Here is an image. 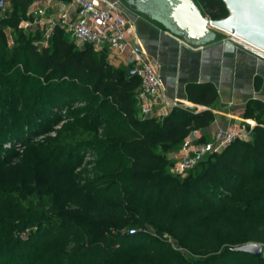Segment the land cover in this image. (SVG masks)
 <instances>
[{
	"label": "trees",
	"instance_id": "obj_1",
	"mask_svg": "<svg viewBox=\"0 0 264 264\" xmlns=\"http://www.w3.org/2000/svg\"><path fill=\"white\" fill-rule=\"evenodd\" d=\"M34 1L12 0L11 12L0 17V77L13 91L4 97L6 109L0 105V121L15 109L14 97L19 94L29 114V123L12 124V136L25 137L24 125L28 130H45L61 111L75 113L57 130V143L71 154L90 147L103 152L102 145L107 144L108 172L118 186L132 193L138 208L154 209L178 236L186 235V226H191L195 247L215 250L190 264H264L263 255L234 249L248 242L264 244V103L253 99L246 107L245 117L257 121L250 140L236 139L223 151L209 154L180 179L167 171V152L180 149L192 131L209 125L216 117L213 110L175 105L161 119L138 116L141 80L129 74L128 66H114L106 51L98 52L89 44L78 47L59 25L48 45L42 46L36 43L42 38L40 30L33 34L20 26L33 16L28 9ZM197 1L211 18L229 14L223 0ZM6 28L12 29V47ZM261 84V77H256V89ZM187 91L192 102L208 107L217 98L210 84H191ZM82 92L88 96L83 106L77 105L84 100ZM99 134L108 141H98ZM14 194L22 205L30 204L26 193ZM146 222L137 219L131 232L112 235L113 243L139 253L149 234L137 228ZM233 226H240L237 235L215 237L216 229ZM163 245L172 248L170 243Z\"/></svg>",
	"mask_w": 264,
	"mask_h": 264
},
{
	"label": "rangeland",
	"instance_id": "obj_2",
	"mask_svg": "<svg viewBox=\"0 0 264 264\" xmlns=\"http://www.w3.org/2000/svg\"><path fill=\"white\" fill-rule=\"evenodd\" d=\"M11 8L12 0L1 16ZM5 33L12 47V29L6 28ZM219 38L235 39L228 33ZM12 92L0 77V105L5 109L4 97ZM82 95L84 100L77 105L88 101L86 93ZM22 98L14 97L15 109L0 121V264H190L215 252L195 247L191 226H186V235L178 236L164 226L154 209L138 208L132 193L118 186L108 172L107 144L102 145L103 152L90 147L76 154L61 147L57 130L75 113L61 111L45 130H28L24 125L25 137H13V123H29ZM137 114L143 117L138 110ZM98 141L108 139L99 134ZM170 152L168 173L185 178L190 170L174 171L178 160ZM15 192L29 195L30 204L22 205ZM137 219L148 220L145 227L141 223L137 228L149 234L143 249L138 253L116 246L112 235L131 232ZM17 225L22 230H16ZM240 231V226L216 229L215 237L225 239Z\"/></svg>",
	"mask_w": 264,
	"mask_h": 264
},
{
	"label": "crops",
	"instance_id": "obj_3",
	"mask_svg": "<svg viewBox=\"0 0 264 264\" xmlns=\"http://www.w3.org/2000/svg\"><path fill=\"white\" fill-rule=\"evenodd\" d=\"M120 1L121 10L131 24L125 30L126 37L131 44H139L157 62L162 90L168 99L183 107L211 108L215 113L216 117L209 125L197 129L200 140H212L219 127L233 129L243 123L252 126L257 124L255 119L245 117L244 113L250 100L258 99L264 103L263 55L229 38H219L201 47L190 46L129 7L124 0ZM37 6L46 8V13L35 15L32 11ZM61 7L68 9L70 18H75L77 5L74 0H35L30 5L28 14L33 16L21 24L30 23L25 29L27 32H42V38L36 41L40 46L48 45L51 34L47 40L45 32L51 26V21L57 19ZM64 31L74 41L71 33L66 29ZM130 54L131 49L128 47L120 54H108L107 57L114 66H126L125 61ZM258 76L262 84L256 89L255 79ZM191 84L212 86L217 98L211 107L189 99L187 87ZM136 108L139 111L138 103ZM182 156L180 149L170 152V157L176 160Z\"/></svg>",
	"mask_w": 264,
	"mask_h": 264
},
{
	"label": "built area",
	"instance_id": "obj_4",
	"mask_svg": "<svg viewBox=\"0 0 264 264\" xmlns=\"http://www.w3.org/2000/svg\"><path fill=\"white\" fill-rule=\"evenodd\" d=\"M77 5L75 18H70L68 9L61 7L57 19L51 21L46 30L48 40L53 28L59 25L69 31L78 47L91 45L96 51L107 54H120L130 47L131 54L125 61L129 74L141 80V90L137 96L139 111L143 116L161 119L177 105L168 99L162 90L159 66L148 56L139 44H131L125 34L127 26H131L121 10L120 0H74ZM8 5V0H0V16ZM35 15L46 13V8L35 7ZM29 22L20 26L27 29ZM235 41L264 55V50L251 45L242 38L230 34ZM254 126L241 124L233 129L219 127L212 140L202 141L197 130L190 133L180 150L183 156L174 165V171L185 173L203 161L209 154L223 151L236 139L250 140Z\"/></svg>",
	"mask_w": 264,
	"mask_h": 264
},
{
	"label": "water",
	"instance_id": "obj_5",
	"mask_svg": "<svg viewBox=\"0 0 264 264\" xmlns=\"http://www.w3.org/2000/svg\"><path fill=\"white\" fill-rule=\"evenodd\" d=\"M124 1L190 46H205L230 33L264 50V0H223L229 11L223 18L205 15L197 0ZM234 249L259 257L264 244L248 242Z\"/></svg>",
	"mask_w": 264,
	"mask_h": 264
},
{
	"label": "bare ground",
	"instance_id": "obj_6",
	"mask_svg": "<svg viewBox=\"0 0 264 264\" xmlns=\"http://www.w3.org/2000/svg\"><path fill=\"white\" fill-rule=\"evenodd\" d=\"M233 35V34H232ZM236 36V35H235ZM238 37V36H237ZM244 40V39H243ZM244 41H246V40H244ZM249 43V42H248ZM251 44V43H250ZM251 45H253V44H251ZM255 46V45H254ZM255 47H257V46H255ZM257 48H259V47H257ZM260 49V48H259Z\"/></svg>",
	"mask_w": 264,
	"mask_h": 264
}]
</instances>
